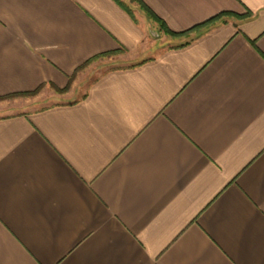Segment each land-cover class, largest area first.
Wrapping results in <instances>:
<instances>
[{"label": "crops", "instance_id": "obj_1", "mask_svg": "<svg viewBox=\"0 0 264 264\" xmlns=\"http://www.w3.org/2000/svg\"><path fill=\"white\" fill-rule=\"evenodd\" d=\"M142 1L241 17L0 0V100L72 90L0 114V264H264V0Z\"/></svg>", "mask_w": 264, "mask_h": 264}, {"label": "rangeland", "instance_id": "obj_2", "mask_svg": "<svg viewBox=\"0 0 264 264\" xmlns=\"http://www.w3.org/2000/svg\"><path fill=\"white\" fill-rule=\"evenodd\" d=\"M149 16V15H148ZM149 20V38L154 43H166V39L169 37V35L165 32V30L157 24L156 21H152L150 17H148ZM197 34V33H195ZM195 34L187 37L180 38L181 40L185 41L186 39L192 38V36H195ZM69 89V90H68ZM66 90H57L52 87H47L44 89H41V91L34 95L29 96H15L7 99L0 100V114L2 113H8L10 111L9 107H13L18 105H30L32 108H38L46 105H52L57 104L61 101H67L71 98L70 95L72 94L70 88ZM12 109V108H11ZM16 110H21L20 108H13Z\"/></svg>", "mask_w": 264, "mask_h": 264}, {"label": "trees", "instance_id": "obj_3", "mask_svg": "<svg viewBox=\"0 0 264 264\" xmlns=\"http://www.w3.org/2000/svg\"><path fill=\"white\" fill-rule=\"evenodd\" d=\"M134 1L137 2L147 12V14L149 15V17L152 21H156L165 30V32L169 36L175 37V38H182V37L191 36L195 33H198L200 31L204 30L205 28H207L211 24H214L220 20L225 19L226 17H241V15L233 13V12H222V13L210 18L206 22L198 24V25H196L192 28H189L183 32H174V31L170 30L168 28V26L165 24V22L163 20H161L150 8H148L142 0H134ZM192 37H194V36H192ZM186 40H188V39H186ZM61 91H63V90H61ZM35 93H37V92L25 93V95H34Z\"/></svg>", "mask_w": 264, "mask_h": 264}]
</instances>
